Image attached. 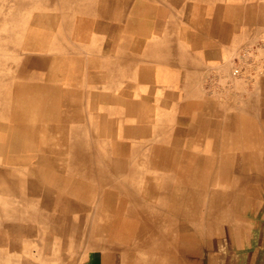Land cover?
Returning a JSON list of instances; mask_svg holds the SVG:
<instances>
[{
    "label": "rangeland",
    "instance_id": "rangeland-1",
    "mask_svg": "<svg viewBox=\"0 0 264 264\" xmlns=\"http://www.w3.org/2000/svg\"><path fill=\"white\" fill-rule=\"evenodd\" d=\"M118 1L0 0V109L20 103L21 99L18 97L13 102L8 98L16 93L25 95L30 87H36L35 99L43 101L42 114H35L30 122L32 126L43 131H36L34 134L13 124L4 111L0 115V206L4 203L13 204L0 214V244L4 245L0 249V256L4 259V264H60L61 255H69L73 245L77 244L76 241L79 243L82 239L84 241L79 243L78 249L81 252L85 249L89 228L91 223L93 224L94 211L93 213L91 211L97 206L100 198L97 196L92 199L89 213V210L80 213L74 192L59 184L63 177L56 172L54 166H50L51 159L46 158L41 139L42 137L56 139L60 125L59 114L66 104H69L70 114L78 116L79 123L85 126L83 131L90 146L86 156H92V161L96 158L100 167L108 174L114 176L119 174L121 167L127 164L118 159L116 154L105 158L101 142L109 140L116 144L118 141H123L125 145H136L140 150L144 149L153 139L150 137L153 120L151 116L157 112V106L161 105L165 112L166 105L170 104L164 102L168 100L164 97L159 100L158 83L153 79L155 67L163 69L169 67L172 62L169 58L170 63L165 62L162 55L164 43L160 41L158 32L164 25H173L172 29H179L181 34L178 42L186 43V49L190 50L188 56L191 59H194L192 55L196 54L200 60L186 66L190 73L198 75L196 80L190 81L187 98L196 94L202 105H216L214 108L222 105V113L220 112L219 115L223 118L215 120V117H209L207 128L201 129L199 126L203 142L197 144L196 149L192 144H185L184 140L191 137L183 135L180 131L182 117L180 99H173L175 105L171 109L176 115L169 117L170 125L167 130L170 145L184 152L191 150L189 151L191 160L188 162L191 173L188 174V182L191 184L190 187L198 186L201 197L205 198L203 206L207 208V212L202 211V215L205 216V220L217 219L219 226L222 213L217 217L209 212L211 207L209 200L212 198L210 195L214 191L225 190L227 193V190H231L232 185L236 184L232 183L235 176L241 175L243 178L239 183L236 181L240 193L237 195L232 193L231 197H223L220 194V197H217L222 206L225 208L230 206V209H233V212H230L231 217L235 214V209L247 208L249 194L254 191L258 194L264 192V183L252 182L253 176L263 174L261 173L263 169L255 168L252 161L249 162L250 167L235 166L241 164L234 160L235 158L237 160V156L243 154L250 156L251 152L243 149L222 150L214 143L209 145L208 142L206 143L215 131L219 130V133L215 135L214 141L223 139L224 133H230L233 126L237 125V120L244 117L247 105L248 108H252L254 104L260 108L263 106L264 75L259 74L258 71L261 72L264 66V0ZM234 3H237L239 8L231 10ZM136 5L141 11L135 9ZM201 9L212 14L214 19L218 16H226L229 11H237L234 15L238 17L236 41L232 45L231 38L228 39V46H219V54L216 53L217 49L212 52L205 47L215 46L218 39L214 34H207L206 27L210 19L199 17L198 12ZM124 14L126 21L122 22ZM133 15H138L139 18L135 21L132 19ZM250 17L254 19L250 20ZM244 21L246 26L243 24ZM125 37L128 39L126 43ZM118 39H122L120 40L122 51L125 46L129 48L125 54L129 60H135L136 66L127 76L120 77L118 73L113 72L107 77L105 70L107 62L119 56L115 53L109 55L106 44L110 42L116 45ZM157 43L159 51L157 61H154L150 51ZM137 46L138 51L134 54L131 48ZM194 51H201L202 54ZM201 55L205 60H201ZM68 57L79 59L78 65L70 62L62 63L61 59ZM39 59L44 60L45 63H38ZM53 59L55 61H52ZM234 69H239L240 73L233 75ZM113 99L115 103H112ZM111 105L114 107L112 108ZM237 110L238 117L229 119L233 111L237 113ZM193 116L194 114H191V117ZM160 127L159 134H164L167 131L166 126L161 124ZM96 142L100 145L98 146ZM61 150L65 149L61 148ZM173 152L169 154L172 156ZM67 153V156L72 157V153ZM178 155L180 156L181 153L179 152ZM200 156L203 161L198 160ZM224 156H228L226 161L221 160ZM44 157L47 164L43 160ZM178 158L177 162H183L180 157ZM138 163L140 162L134 161L130 166ZM70 164L75 165L76 162L71 159ZM222 164H225L230 174L224 180L219 179L218 176ZM6 170L11 172L7 173ZM155 179L162 181V178ZM175 183L180 182L177 180ZM60 201L62 204H59ZM190 201L188 199L184 205L188 213L195 207H192ZM80 215L82 220L79 222L77 234L75 225L70 221L71 218H80ZM19 220L22 221L21 224L18 223ZM14 223L20 226L23 241L13 242L9 230ZM212 224V230L202 236L204 241L207 238L212 239L216 234L215 222L213 221ZM218 228L221 230V226ZM73 235H78L77 238L81 236L80 240L74 239ZM200 243L202 242H196L194 246ZM46 245L50 250L44 252ZM196 250L201 251L202 248ZM49 253L51 258L46 256L47 260H45V255ZM93 261L94 259L87 258L82 264H93Z\"/></svg>",
    "mask_w": 264,
    "mask_h": 264
},
{
    "label": "bare ground",
    "instance_id": "bare-ground-1",
    "mask_svg": "<svg viewBox=\"0 0 264 264\" xmlns=\"http://www.w3.org/2000/svg\"><path fill=\"white\" fill-rule=\"evenodd\" d=\"M127 6L128 5H126V7ZM104 8L107 9L106 7ZM237 8H239L237 3H234V5L231 6V10H236ZM135 9L138 10L139 6L136 5ZM139 11L141 10L139 9ZM204 11L205 9H201L198 12V15L200 18L210 19L208 27H206V32H208L207 34H214L218 39V43L215 46L205 47H207L209 51L212 52L217 49L216 53L218 52L219 54V46H228V39L231 38L230 43L232 45L236 41L235 37L237 35L235 34V32L238 30V17L234 15L237 13V11H229L226 16H218L217 19L212 18V14ZM105 18H107V16ZM138 18V15H133L132 17V19L135 21ZM251 19L253 20L254 17H250V20ZM121 21H126V14H124ZM243 24L245 26L247 25L245 21ZM172 28L173 25H164L158 32V35L161 39L160 41L164 43L162 47L163 59L167 63H170V61L172 62L169 67L167 66L163 69L155 67L153 79L158 83L157 91L160 94L158 97L159 100L161 97H164L168 99H163L164 102H168L170 104L166 105L167 109L165 112H163L164 109L161 108L162 106L158 104L160 107L157 106V112L151 116V119H153L150 126V137L153 138L151 139L152 141H150L151 143H148L144 149L140 150V147L130 144L125 145L123 141H118L116 144L110 142L109 140L101 142L104 149L105 158H108V156H111L112 154H116L118 159L127 164L121 167L119 174H116L115 176L108 174L104 168L100 167V163L96 158L92 161V156H86V152L89 151L90 146L88 141H86V136L83 131V128H85V126L79 123L78 116H73L70 114V108H68V106H70L69 104H66V106L61 110V113L59 114L60 125H58L56 139L52 140L45 137H42L41 139V144L45 150V156L46 158L48 157L51 159L50 166H54L56 172L61 177H63L62 179H60L59 184L61 185V187L64 186L65 188H69L74 192L76 200L78 201V208H80L79 212L83 213L89 210V213L91 211L90 207L93 202L92 199H95V197L97 196H99L100 198L97 206L94 208V210L91 211L92 213L94 211L92 219L93 224L91 223L89 228L90 232L88 233L87 242L85 241L87 244H85V249H83L82 252L80 251V249H78L80 245L79 243H82L84 241L83 239L80 240L81 236L77 238L78 235H73L75 237L74 239H79L80 241L79 243L78 241H76L77 244L73 245V249L68 253L69 255H61L60 258L62 261L60 264H82L86 262L87 258L92 260L94 259L93 264H149V262L155 261L156 252L163 251L162 253H164V255H167L169 249L168 247L170 246V243H172V240H174L173 236L177 231L185 230L183 228V219L185 217L189 218V214L193 213L192 210L194 211V213H197L199 203L203 202L202 200H198L200 198H203L201 197L202 194L200 192V188L198 186L196 188L190 187L191 184L188 182V174L191 173V170H189L190 164H188V162L191 160V156L189 154V151L191 150H188V152H184L177 150L174 146L170 145L169 132L167 130L170 125L169 117L171 115L175 117L176 115V113L175 115L173 114L174 111L171 109L175 105L173 99H180L179 105L181 106L180 108L182 110V117L180 119V131L183 135L191 137L186 141L184 140L185 144L189 143L194 145L195 147L197 144H200V142H203V136L200 135L201 132H199L200 127L201 129L207 128V119L209 117H215V120H218L222 113V105H218L217 108H214L216 105H202L201 100L197 96H195L196 94L194 95V97L187 98L190 81L192 79L196 80L198 75L196 73H190L186 66L195 64L200 60L199 57H196V54L192 55L194 59H191L188 56L190 50L186 49V43L183 42L180 44L178 42L181 34L179 29ZM120 40L118 39V43L116 45H112L110 42H107L106 44V49L109 55L111 53H115L119 56L117 58L114 56L115 59H110L107 62V65L105 66L107 77H110L113 72L118 73V76L120 77L125 75L127 76L130 74L132 69L134 71V67L136 66L135 60H129L125 54L128 52L127 50H129V48L125 46L124 51L121 50L122 44ZM127 40V37H125L124 42L126 43ZM136 51H138V46L131 48V52H133L134 54L136 53ZM158 51L159 45L157 43L156 46L152 47L150 51L151 58L154 61H157L156 57ZM199 52L201 51H194V53L197 54ZM200 54H202V52ZM245 55H247V51H245ZM202 56L203 55L200 56L201 60L204 59ZM168 58L170 59V61L168 60ZM49 60L50 59H48V61ZM52 61H55V59H53ZM61 61L62 63L70 62L74 65H78L79 59L68 57L61 59ZM37 62L42 64L45 63L44 60L40 59L37 60ZM237 70V74H239V69ZM234 71L235 69L233 70V75H237L234 73ZM259 71V74L264 75V66L261 72ZM35 89L36 87L28 88L27 94L25 95H19L18 93L13 94L8 98V100L10 102H13L16 100L15 98L18 97V99H21L20 103L11 105L10 107H6L5 109H0V115L4 111V114L11 120V122H13V124L18 125L20 128H23L25 131L27 130L32 134H34L36 131H43V129L40 130L38 127L32 126V124L30 123L33 120L35 114L41 115L43 112V109L41 108L43 101L40 102L41 99H35ZM66 90L71 91L70 89ZM115 102L116 101L113 99L112 103ZM111 107L113 108L114 106L111 105ZM248 107L249 106L247 105L244 117L237 120V125L233 126L231 132L229 131L230 133H224L223 139L214 141L215 135H218L219 133V130L215 131L213 132L214 135H211V139L208 141L206 140V143L208 142V145L214 143L219 149L222 150L232 145V148H235L232 150H236L237 146L240 145L256 147V144H260L256 132L257 126L253 125L252 117L258 116L259 118L264 120V106H262L260 111H254ZM218 108H221V110H218ZM159 110H161V112ZM170 111L171 113H169ZM238 112V110L237 113L233 111L229 119L238 117ZM106 114H108V111ZM191 114H194V116L191 117ZM224 117L226 118V116ZM221 118L223 117L221 116ZM161 124L166 126L167 130L164 134L162 133L163 135L159 134V128H161ZM213 125H219V123H213ZM260 128L262 131H264V123L262 124V127L260 126ZM42 134L44 135V133ZM174 144L176 145V143ZM97 145L99 146L100 144L97 143ZM61 148L65 150H61ZM194 149H196V147ZM66 151L72 153V157L67 156L68 153ZM172 151L174 152L171 156L169 152ZM179 152L181 153L180 156L178 155ZM178 157H180L183 162H177L176 160L179 159ZM237 157L244 162L250 161V157L245 154ZM227 158L228 156H224L221 158V160L226 161ZM71 159L76 162L75 165L70 164ZM43 160L47 164V160L45 159V157L43 158ZM198 160L203 161V158L200 156ZM134 161H138L140 163L134 166H130V164H132ZM228 170H226L225 164H222L220 174L218 175L219 179L224 180L225 178H228L230 176ZM6 172H11V170H6ZM156 177L162 178V181L160 182L159 179H155ZM177 180L180 182L179 184L175 183ZM183 184L185 185L184 187ZM218 193L219 192L215 191L211 193L212 198H210L211 200L209 201L211 207H215L214 201H212V199H216V195H218ZM204 195L206 194L204 193ZM188 199L191 200L190 203L192 207L195 206L194 209H192L189 213L186 212V206L184 207ZM59 204H62V202L60 201ZM12 206V203H4L3 206H0V214L4 213L5 210L8 209V207ZM211 213H213V211H211ZM81 216L82 215H80V218H71L70 221V223H73V225H75L77 230L74 228V226L73 228L75 229V231H77V234L79 229V222L82 220ZM14 219L16 220L18 218ZM21 222V220L18 221L19 224H21ZM76 222L78 224V227ZM19 228L20 226L18 227L14 223V225L9 230L14 243H16V241H23V237L21 236L22 230H20ZM1 247H4V245L0 244V249ZM39 247L41 248V246ZM69 247L71 248V246ZM49 250V246L46 245V249L44 252ZM174 251L176 253V250ZM95 253L97 254L94 255ZM58 254L61 253L58 252ZM46 256L51 258V253L45 255V260H47ZM12 262L14 261L12 260ZM0 264H4V259L1 256Z\"/></svg>",
    "mask_w": 264,
    "mask_h": 264
},
{
    "label": "crops",
    "instance_id": "crops-1",
    "mask_svg": "<svg viewBox=\"0 0 264 264\" xmlns=\"http://www.w3.org/2000/svg\"><path fill=\"white\" fill-rule=\"evenodd\" d=\"M262 105L264 106V100ZM250 109L254 111L261 110V108L255 106V104ZM252 123L257 126L256 132L260 144H256V147L240 145L237 146V149L251 152V157H249L250 161L253 162V166L257 169H263V171L261 170V173L263 172L262 175H251L253 176L252 182L254 184H261L264 183V131L261 130L260 126L262 127L264 120L258 116H254L252 117ZM232 147L233 145L224 149H235ZM234 160L241 163L240 165H235L237 168L250 167V161L244 162L238 158ZM233 178L234 181H232V183L236 184L232 185V189L227 190V193L225 190H220L218 195H216V199H212L216 209L214 206V208L210 207L209 212L213 211L217 217L222 213L219 226L217 224V219L205 220V216L202 215V211L207 212V208L203 206L205 198L198 199L203 202L199 203L197 213H194L192 210L193 213L189 214V218L185 217L183 219V228L185 230H179L180 232L177 231V235L175 234L176 237L175 235L173 236L174 240H172V243H170L168 247L167 255H164V253H162L163 251H158L155 254V261L149 262V264H264V192L258 194L254 191L249 194L250 197L248 199L247 208H244V210L243 208H240V210L235 209V214L231 217L230 212L233 209L231 210L230 207L225 208L222 206L217 197H220V194H222L223 197H231L232 193V195L240 193L238 183L242 181L243 178L241 175ZM236 189L237 191H234ZM213 221L216 226V234L212 239L207 238L204 241L202 236L207 231L212 230ZM220 226L221 230L218 228ZM199 241L202 243L198 246H194V244ZM190 245L191 247H188ZM197 248H202V250L197 251ZM174 250H176V253Z\"/></svg>",
    "mask_w": 264,
    "mask_h": 264
},
{
    "label": "built area",
    "instance_id": "built-area-1",
    "mask_svg": "<svg viewBox=\"0 0 264 264\" xmlns=\"http://www.w3.org/2000/svg\"><path fill=\"white\" fill-rule=\"evenodd\" d=\"M237 72H238V70H237V69H235L234 73H235V74H237Z\"/></svg>",
    "mask_w": 264,
    "mask_h": 264
}]
</instances>
